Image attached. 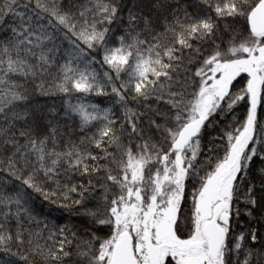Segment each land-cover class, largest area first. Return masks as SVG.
I'll return each mask as SVG.
<instances>
[{"label":"snow or ice","instance_id":"1","mask_svg":"<svg viewBox=\"0 0 264 264\" xmlns=\"http://www.w3.org/2000/svg\"><path fill=\"white\" fill-rule=\"evenodd\" d=\"M0 264H264V0H0Z\"/></svg>","mask_w":264,"mask_h":264}]
</instances>
